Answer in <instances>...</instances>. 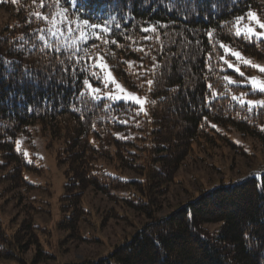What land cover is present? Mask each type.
Instances as JSON below:
<instances>
[{
  "label": "trees",
  "instance_id": "1",
  "mask_svg": "<svg viewBox=\"0 0 264 264\" xmlns=\"http://www.w3.org/2000/svg\"><path fill=\"white\" fill-rule=\"evenodd\" d=\"M139 2L140 0H136L137 4ZM38 4L39 0L36 5L33 4V0H17L16 3H12L11 0L0 2V12L8 14L7 25L0 30V40L8 38V42L0 44V55L8 59H20L22 54H28L24 62L32 67L49 62L59 65L54 55L45 56L40 51L30 52L32 38L29 33L38 27L53 28L52 24L44 21L28 23V18L33 13L41 11ZM228 7L232 10L229 12L227 7H222L218 19H190L186 22L175 16H169L163 8H158L152 13L141 5L134 7L136 25H140L145 20L152 23L175 21L169 28L159 29V42L144 40L147 34L141 32L139 27L130 29L126 33L131 39L116 35V39L122 45L120 48L111 43L104 45L99 40L88 41L86 46L90 53L97 51L92 47L93 44L99 46L101 55L114 52L116 54L114 58L105 55V60L113 67L116 76L130 88L157 102L149 106L150 116L141 115L135 121L129 120L128 127L115 123V120L117 117L128 119L134 114L132 111L124 112L121 109L117 112L111 108H95L90 102L82 105L76 102L70 87L65 88L55 84L54 81L46 90L43 87L24 88L27 103L32 104L36 109L33 114H29L21 107L0 104V155L6 157L5 165L14 164L6 175L11 179V188L35 187L27 181L24 169L36 171L43 169L42 166L27 164L23 153L15 149V141L18 138L30 135L32 130L36 129L58 145L56 158L60 165H65L66 178L64 194L60 198L63 202L60 209L69 214L60 218L56 226L61 230L71 228L72 233L67 238L75 236L78 240H89L80 228V224H86L91 214L82 205L88 188L116 198L117 201H122L152 218L151 222L136 231L130 239L117 246L109 255L97 260L69 263L62 262L52 245L51 231L37 225L32 214L26 217L18 228L6 224L0 218V264H6L7 261H15L17 264L42 262H46L45 264L49 262L52 264H264V196L256 191L253 175L237 182L222 181L210 190L203 189L167 216L157 218L163 202L161 197L168 192L167 187L173 183L174 174L187 157L196 156L200 152L209 151L211 147L222 144L237 147L231 138L235 132L242 137L264 140V131L256 126L264 124V116L254 123L246 122L242 118H232L240 110L232 106L228 97L220 99L212 113L207 109L201 111L200 106L208 82L204 78L203 55L212 49L200 30L209 26L215 28L220 21L232 20L235 16L246 12L249 7L262 14L264 0H238L234 5L229 3ZM53 10L59 9L52 7L48 9V11ZM217 30L221 32L220 39L224 43L245 54L264 59V44L249 45L243 41L234 42L235 38L227 29L217 28ZM193 31L200 34L193 37ZM20 36H24L29 43L22 49L18 46L14 48L13 42ZM182 37L193 40L188 51L195 52L198 59L195 63L190 62V65L169 60L171 75L166 73L165 79L156 86L154 92L147 91L145 77L128 75L127 64L121 63L134 61L138 66L135 71L144 72L152 67L151 56H157V60H161L158 55L161 44L166 46V50L170 53L179 54L183 50ZM61 39L71 43L76 37L65 33ZM196 39L201 40V46L196 45ZM173 40L176 41L175 45H172ZM139 47H144L150 55L132 51V48ZM199 47L203 48V52L199 51ZM216 52L223 55V49L217 47ZM226 58L234 63V57ZM36 61L40 62L39 65L35 63ZM216 62L222 63V61ZM141 63L143 67H139ZM188 66L191 67V73L186 70ZM218 74L222 76L224 73ZM227 74L236 79H243L231 69H227ZM181 76L187 79H182ZM146 78L152 79L153 76L148 74ZM215 79V76H209L212 82H215ZM10 83V81H0V98H8L9 92L6 89ZM141 84L144 85L143 88L140 87ZM177 85L181 89L185 87L194 89L187 92L189 99L185 98L184 91L174 93L166 90ZM232 90L237 91L235 87ZM244 90L240 89V91ZM45 96L49 98L48 102L42 104L41 99ZM162 98L166 99L161 102ZM74 106L76 111H73ZM172 109L177 111L176 114L185 124L184 130L182 129L180 133L176 129H171V117L167 114L171 113ZM81 115L85 116L84 121L80 119ZM202 115L207 116L217 127L212 128L204 124ZM245 115L246 112L240 111V117ZM149 119L153 122L149 123ZM93 122L96 123L95 131L91 127ZM117 134L121 138H117ZM126 170L133 172L135 176L130 175ZM116 191L120 194L117 195ZM36 198L37 196L31 197V199ZM189 213L192 214L191 218ZM209 223L219 224V227L208 229L206 224ZM245 231L252 239L248 241L243 239ZM157 240L159 247L153 244V241ZM27 249H34V259L31 263L23 256Z\"/></svg>",
  "mask_w": 264,
  "mask_h": 264
},
{
  "label": "snow or ice",
  "instance_id": "2",
  "mask_svg": "<svg viewBox=\"0 0 264 264\" xmlns=\"http://www.w3.org/2000/svg\"><path fill=\"white\" fill-rule=\"evenodd\" d=\"M4 2V0H0ZM16 3L17 0H11ZM238 0H140L139 4L136 0H39L38 7L41 11L33 13L28 18V23L34 21H44L53 25V28L38 27L29 33L32 38L30 45V52L40 51L42 55H54L55 59L59 61V65L48 64L32 67L24 61L28 54H22L20 59H8L0 55V81H10L8 89L9 96L7 99L0 98V104H7L26 109L29 114L36 112L32 104L27 103V97L24 95L25 87H32L45 90L52 85L53 81L57 85L72 89L73 97L76 102L86 105L91 103L95 108L114 109L119 112L123 109L124 112L132 111L134 114L128 119H117L115 123L123 124L128 127L129 120H136L137 117L143 115L150 116L149 106L155 105V100H150L147 95L144 97L136 93H132L124 89L113 75V67L105 60V55L115 57L114 52H106L101 55L99 46L93 44L96 48L95 53H90L86 46L89 40H99L102 44L109 43L116 45L117 48L122 47L116 39L119 34L122 38L131 39L126 36L130 29L139 27V30L147 35L144 40L160 41V28H169L175 21L155 23L147 20L140 25H136V13L134 7L144 6L147 10L155 13L158 8H163L169 16H175L179 20L189 21L190 19H218V14L222 7H227L230 12L232 9L228 7L230 4H236ZM37 0H33L36 5ZM58 8V11H48V9ZM181 13H183L181 15ZM262 14L248 8L242 15L235 16L232 20L220 21L217 27L209 26L207 29H202L206 36L208 45L212 51L204 53V73L206 83V91L203 96L201 104V111L207 109L212 113L216 103L220 99L228 97L232 102L233 107H238L240 111L246 112L247 115L240 117V111H237L236 116L232 118H242L246 122L254 123L260 117L264 116V79L259 76H245L241 71L240 65L258 69L260 73H264V67L253 64L251 61L245 59L241 51L236 50L230 44L224 43L220 39L221 32L217 28L223 30L227 29L228 33L234 37V42L243 41L249 45L264 44V19ZM51 17V19H50ZM147 26H144V25ZM200 32L193 31L192 36L197 37ZM65 33L69 36L75 35L71 43L61 39ZM168 35V33H165ZM108 37L111 39L109 40ZM8 42V38L0 40V44ZM183 50L178 53H170L166 50V46L161 44L158 55L161 60H157V56H151L153 61L152 67L146 69L144 72H136L138 67L134 61H122L127 64L129 71L128 75H136L138 78L145 77L144 83L147 85L148 92H154L156 86L165 79V74L171 75V68L169 60H177L183 62L184 65L195 63L198 59L195 52H189L188 48L192 45L193 40L181 38ZM29 41L24 36H20L17 41L13 42L14 48L16 46L22 49ZM133 43H138L133 41ZM197 46H201V40L196 39ZM176 41H172L175 45ZM223 49V55L216 52V49ZM132 51L143 52L144 55H150V52L145 51L144 47L132 48ZM199 51L203 52V48L199 47ZM231 56L235 58V63L226 57ZM143 59V58H141ZM162 61V62H161ZM216 61H222L217 63ZM39 65V61L35 62ZM226 66V67H225ZM139 67H143L142 63ZM227 69H231L238 77L243 79H236L227 74ZM187 72L191 73V67H187ZM218 73H224L222 76ZM151 74L152 79H147V75ZM216 77L215 82L209 80V76ZM58 76L60 78H58ZM67 77V79H64ZM182 79H187L181 76ZM143 84L140 85L143 88ZM237 90L234 92L232 88ZM111 88L109 91H105ZM245 89L240 91V89ZM218 89H223L219 90ZM167 91L185 92V98L189 99L187 92L194 91L185 87L181 89L179 85ZM259 96L258 99H250L249 96ZM48 97L41 99L42 104L48 102ZM166 98H162V101ZM71 102V101H70ZM73 107V111H76ZM11 115V113H10ZM80 119L85 120V116L81 115ZM204 124L216 128L207 116H201ZM149 123L153 122L149 119ZM138 123V121H137ZM204 126L203 124L201 125ZM261 131H264V124L256 125ZM95 131L96 123L91 125ZM219 130V129H217ZM117 138H121L117 134ZM20 141H15L17 151H19ZM27 155V153H24ZM255 189L262 196H264V173H254ZM189 218L192 214L189 213ZM243 239L248 241L252 239L247 231L243 233ZM153 244L159 247V241H153Z\"/></svg>",
  "mask_w": 264,
  "mask_h": 264
},
{
  "label": "rangeland",
  "instance_id": "3",
  "mask_svg": "<svg viewBox=\"0 0 264 264\" xmlns=\"http://www.w3.org/2000/svg\"><path fill=\"white\" fill-rule=\"evenodd\" d=\"M261 18L264 19V15ZM7 21L8 14L0 12V30L7 25ZM242 55L253 64L264 67V59L243 52ZM240 67L245 76H259L264 79V73H260L258 69L244 65H240ZM113 75L127 91L136 93L141 97L145 96V94L130 88L114 72ZM109 90L111 88L105 91ZM249 98L258 99L260 97L257 95ZM173 110H169L171 113L167 114L171 117V129H176L180 133L184 130L185 124L176 114L177 111ZM231 138L237 147L223 146L222 144L211 147L209 151L200 152L196 156L186 158L174 174L173 183H170L167 187L168 192L161 197L163 202L160 211L157 213V218L167 216L179 205L194 198L203 189L210 190L222 181L225 183L237 182L254 173L264 172V140L242 137L236 132L231 135ZM49 139L48 136H43L36 129L32 130L30 135L17 139L20 141L19 151L23 153L27 164L43 167L40 171L29 168L24 169L27 181L35 185V187L29 189L28 187L11 188V179L7 178L6 175L14 164L5 165L7 159L5 156L0 155V218L6 224L18 228L21 222L32 214L37 225L51 231L52 240H50L62 262L69 263L97 260L100 257L109 255L117 246L126 242L136 231L152 221V218L134 210L124 202L88 188L82 205L91 214H89L86 224H80V228L89 240H78L75 236L67 238L72 233L71 228L61 230L59 226L58 228L56 226L60 218L69 214L60 209L63 203L60 198L64 194V183L66 181L64 175L65 165L58 163L56 158L58 145ZM15 149L17 150L16 144ZM24 153H27V155H24ZM126 171L135 176L133 172ZM115 193L120 194L119 191ZM34 196H37V198L31 199ZM206 227L217 229L219 224L209 223L206 224ZM23 256L31 263L34 259V249H27ZM6 264L17 263L7 261Z\"/></svg>",
  "mask_w": 264,
  "mask_h": 264
}]
</instances>
